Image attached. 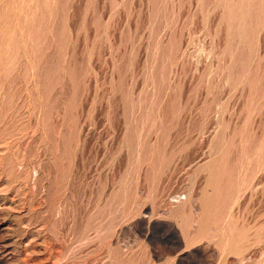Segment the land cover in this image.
Wrapping results in <instances>:
<instances>
[{
  "label": "rangeland",
  "instance_id": "rangeland-1",
  "mask_svg": "<svg viewBox=\"0 0 264 264\" xmlns=\"http://www.w3.org/2000/svg\"><path fill=\"white\" fill-rule=\"evenodd\" d=\"M0 264H264V0H0Z\"/></svg>",
  "mask_w": 264,
  "mask_h": 264
}]
</instances>
